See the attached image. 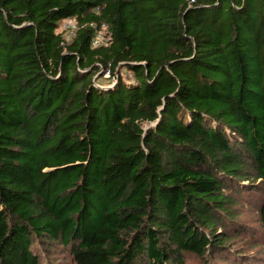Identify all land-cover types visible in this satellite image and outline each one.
<instances>
[{
    "label": "trees",
    "instance_id": "obj_1",
    "mask_svg": "<svg viewBox=\"0 0 264 264\" xmlns=\"http://www.w3.org/2000/svg\"><path fill=\"white\" fill-rule=\"evenodd\" d=\"M55 245L264 264V0H0V264Z\"/></svg>",
    "mask_w": 264,
    "mask_h": 264
},
{
    "label": "rangeland",
    "instance_id": "obj_2",
    "mask_svg": "<svg viewBox=\"0 0 264 264\" xmlns=\"http://www.w3.org/2000/svg\"><path fill=\"white\" fill-rule=\"evenodd\" d=\"M59 30L64 32L66 40H70L74 34V31H75L74 21L73 20H64L61 23ZM121 74H122V76H124L125 72H122ZM127 76H129V74H127ZM102 80L103 81H101V83L103 82L104 85L112 83L111 82L112 78L108 73H105L103 75ZM246 199H247V197H246ZM249 206H250V208H246L244 210L242 217H246L249 219H255V212H254L252 206L251 205H249ZM49 249H50L49 252H51V253L49 254V256H46V259L45 258L43 259V264H71L69 253L66 252L65 250H63V248L55 245V246H51V248H49ZM258 251H259V249H248V256H257ZM50 261H51V263H49ZM186 261H187L186 262L187 264H202L199 262V260H197L194 257H187ZM221 264H223V263H221Z\"/></svg>",
    "mask_w": 264,
    "mask_h": 264
},
{
    "label": "built area",
    "instance_id": "obj_3",
    "mask_svg": "<svg viewBox=\"0 0 264 264\" xmlns=\"http://www.w3.org/2000/svg\"><path fill=\"white\" fill-rule=\"evenodd\" d=\"M109 37L105 34V26L101 27V30L96 34V37L93 40L94 46L104 45L108 42ZM108 73V71L106 72Z\"/></svg>",
    "mask_w": 264,
    "mask_h": 264
}]
</instances>
